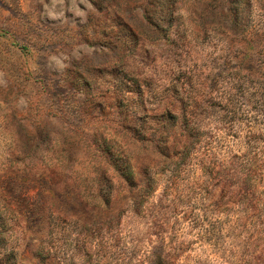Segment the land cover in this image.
I'll use <instances>...</instances> for the list:
<instances>
[{
	"label": "rangeland",
	"instance_id": "obj_1",
	"mask_svg": "<svg viewBox=\"0 0 264 264\" xmlns=\"http://www.w3.org/2000/svg\"><path fill=\"white\" fill-rule=\"evenodd\" d=\"M0 264H264V0H0Z\"/></svg>",
	"mask_w": 264,
	"mask_h": 264
},
{
	"label": "trees",
	"instance_id": "obj_2",
	"mask_svg": "<svg viewBox=\"0 0 264 264\" xmlns=\"http://www.w3.org/2000/svg\"><path fill=\"white\" fill-rule=\"evenodd\" d=\"M184 158H181V160ZM252 173L254 172L253 170H251ZM224 176L227 178L226 182L228 183L229 180H231L232 178H234V180H238L239 176L237 174V172H235L233 169L228 168L226 170V172L224 173ZM241 184L234 186V184L232 185H228L225 193H226V197L228 200L230 199H234V198H240V199H244L245 202H253L257 196H256V188L253 185H248V183L240 182Z\"/></svg>",
	"mask_w": 264,
	"mask_h": 264
}]
</instances>
